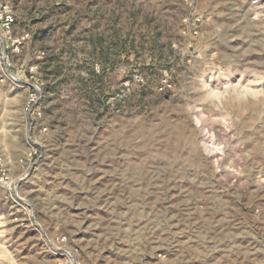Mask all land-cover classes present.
I'll list each match as a JSON object with an SVG mask.
<instances>
[{"label": "rangeland", "instance_id": "obj_1", "mask_svg": "<svg viewBox=\"0 0 264 264\" xmlns=\"http://www.w3.org/2000/svg\"><path fill=\"white\" fill-rule=\"evenodd\" d=\"M0 5V264H264V0Z\"/></svg>", "mask_w": 264, "mask_h": 264}, {"label": "built area", "instance_id": "obj_2", "mask_svg": "<svg viewBox=\"0 0 264 264\" xmlns=\"http://www.w3.org/2000/svg\"><path fill=\"white\" fill-rule=\"evenodd\" d=\"M10 23H11V16H10L9 7L6 5L5 6L0 5V31H2L0 33L1 34L3 33L4 36L6 35L8 36L9 34ZM1 34H0V44L2 43V46L4 47L3 38H2L3 34L2 35ZM3 50L4 49L0 51V70L4 69L5 71V69H7V73L6 72L5 73L10 77V75H12L9 71V67H11V64L9 59L4 56ZM35 100H36V95L34 94L30 97V101L35 103L36 102ZM29 111L32 113V115L35 114V111L33 109H30Z\"/></svg>", "mask_w": 264, "mask_h": 264}]
</instances>
